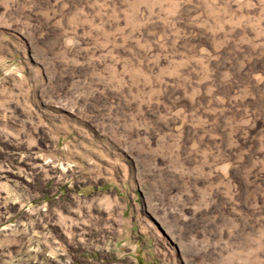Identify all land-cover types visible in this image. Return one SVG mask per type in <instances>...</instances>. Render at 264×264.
Segmentation results:
<instances>
[{
	"label": "rangeland",
	"instance_id": "rangeland-1",
	"mask_svg": "<svg viewBox=\"0 0 264 264\" xmlns=\"http://www.w3.org/2000/svg\"><path fill=\"white\" fill-rule=\"evenodd\" d=\"M0 264H264V0H0Z\"/></svg>",
	"mask_w": 264,
	"mask_h": 264
}]
</instances>
